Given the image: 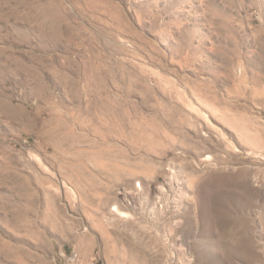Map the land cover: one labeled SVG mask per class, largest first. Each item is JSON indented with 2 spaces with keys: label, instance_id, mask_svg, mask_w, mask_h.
Segmentation results:
<instances>
[{
  "label": "rangeland",
  "instance_id": "obj_1",
  "mask_svg": "<svg viewBox=\"0 0 264 264\" xmlns=\"http://www.w3.org/2000/svg\"><path fill=\"white\" fill-rule=\"evenodd\" d=\"M0 264H264V0H0Z\"/></svg>",
  "mask_w": 264,
  "mask_h": 264
}]
</instances>
